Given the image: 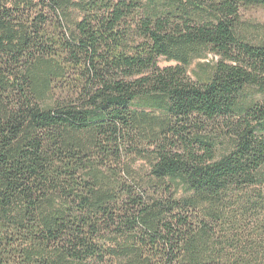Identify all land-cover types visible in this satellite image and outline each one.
Segmentation results:
<instances>
[{
    "label": "trees",
    "instance_id": "1",
    "mask_svg": "<svg viewBox=\"0 0 264 264\" xmlns=\"http://www.w3.org/2000/svg\"><path fill=\"white\" fill-rule=\"evenodd\" d=\"M255 9L0 0V264H264Z\"/></svg>",
    "mask_w": 264,
    "mask_h": 264
},
{
    "label": "rangeland",
    "instance_id": "2",
    "mask_svg": "<svg viewBox=\"0 0 264 264\" xmlns=\"http://www.w3.org/2000/svg\"><path fill=\"white\" fill-rule=\"evenodd\" d=\"M248 15H250V17L252 18H256V19H259L261 21H264V10H261V9H255L253 10L252 12L248 13ZM203 62V60H202ZM197 63L198 62H195L192 67H191V70L193 69H197ZM176 63L173 62V61H167L166 59L164 58H161L160 59V65L162 67H166V66H170V65H175ZM192 73V72H191ZM193 76V74H192Z\"/></svg>",
    "mask_w": 264,
    "mask_h": 264
}]
</instances>
